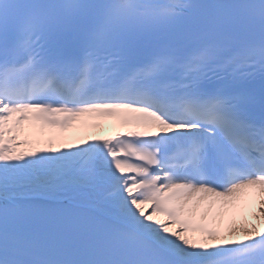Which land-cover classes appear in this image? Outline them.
<instances>
[{"label": "snow or ice", "instance_id": "6c2138e0", "mask_svg": "<svg viewBox=\"0 0 264 264\" xmlns=\"http://www.w3.org/2000/svg\"><path fill=\"white\" fill-rule=\"evenodd\" d=\"M196 7L0 0V264H264V88L244 87L254 69L264 76V0L207 6L210 38L183 57L130 67L123 51L130 33ZM54 23L78 34L67 55L47 48ZM221 72L231 95L201 85ZM107 119L136 130L81 143L58 134ZM76 194L115 209L112 225L35 207ZM249 198L257 223L224 238L217 213Z\"/></svg>", "mask_w": 264, "mask_h": 264}, {"label": "bare ground", "instance_id": "6f19581e", "mask_svg": "<svg viewBox=\"0 0 264 264\" xmlns=\"http://www.w3.org/2000/svg\"><path fill=\"white\" fill-rule=\"evenodd\" d=\"M99 124V127H92V124ZM136 130L132 129L129 126H122L117 121L112 119H107L103 121H89L87 125L78 122L73 127H70L63 132H59L58 134L68 142L81 143L84 139H92L95 137L106 138L109 136H114L118 133ZM257 201L255 199L249 198L244 201L240 206H238L235 210L223 211L217 213L216 221L214 222V226H218L222 232L224 238H236L243 239V233H237L234 236L230 237L228 235L231 227L239 225L243 221H250L251 223H257L256 220L253 219L252 212L255 209ZM47 204L53 205V207H59L61 209H71L76 211H88L91 212L103 219L114 221L116 217V210L113 208H106L103 211L95 210L86 195L84 194H76L74 196L73 204L71 206L64 205L59 202H48ZM211 212L208 216L205 217V220L208 221L211 219ZM261 228L264 229V223H261ZM194 236L196 234H193Z\"/></svg>", "mask_w": 264, "mask_h": 264}]
</instances>
